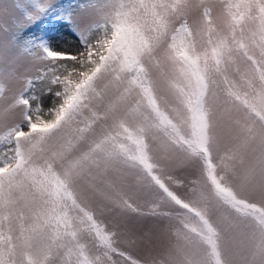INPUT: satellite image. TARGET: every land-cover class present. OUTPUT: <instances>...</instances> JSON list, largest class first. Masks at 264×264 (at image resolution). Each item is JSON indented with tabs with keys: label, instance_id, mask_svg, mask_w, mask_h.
<instances>
[{
	"label": "snow or ice",
	"instance_id": "snow-or-ice-1",
	"mask_svg": "<svg viewBox=\"0 0 264 264\" xmlns=\"http://www.w3.org/2000/svg\"><path fill=\"white\" fill-rule=\"evenodd\" d=\"M0 264H264V0H0Z\"/></svg>",
	"mask_w": 264,
	"mask_h": 264
},
{
	"label": "rangeland",
	"instance_id": "rangeland-1",
	"mask_svg": "<svg viewBox=\"0 0 264 264\" xmlns=\"http://www.w3.org/2000/svg\"><path fill=\"white\" fill-rule=\"evenodd\" d=\"M62 1V0H61ZM85 2V0H66L65 2H63L64 4H68V3H72V4H77V3H83ZM55 31V30H53ZM64 35L67 37V32L64 33ZM58 39V38H57ZM69 40H71V38H68ZM177 191H179L181 194H183L184 189H177ZM143 224V226L145 228L147 227H151L152 226V221L151 219L145 220L141 222Z\"/></svg>",
	"mask_w": 264,
	"mask_h": 264
},
{
	"label": "trees",
	"instance_id": "trees-1",
	"mask_svg": "<svg viewBox=\"0 0 264 264\" xmlns=\"http://www.w3.org/2000/svg\"><path fill=\"white\" fill-rule=\"evenodd\" d=\"M66 0H62L61 2L63 3V2H65Z\"/></svg>",
	"mask_w": 264,
	"mask_h": 264
}]
</instances>
